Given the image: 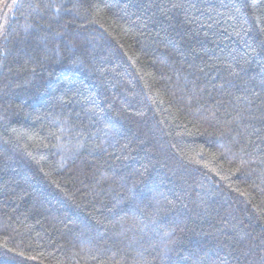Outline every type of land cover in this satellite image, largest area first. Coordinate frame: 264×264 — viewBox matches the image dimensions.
<instances>
[{"label":"trees","instance_id":"1","mask_svg":"<svg viewBox=\"0 0 264 264\" xmlns=\"http://www.w3.org/2000/svg\"><path fill=\"white\" fill-rule=\"evenodd\" d=\"M0 264H264V0H0Z\"/></svg>","mask_w":264,"mask_h":264},{"label":"snow or ice","instance_id":"2","mask_svg":"<svg viewBox=\"0 0 264 264\" xmlns=\"http://www.w3.org/2000/svg\"><path fill=\"white\" fill-rule=\"evenodd\" d=\"M158 210H163V208H160V209H158Z\"/></svg>","mask_w":264,"mask_h":264}]
</instances>
